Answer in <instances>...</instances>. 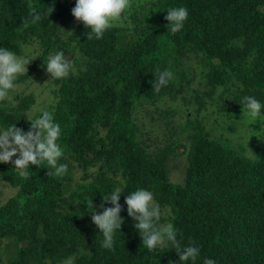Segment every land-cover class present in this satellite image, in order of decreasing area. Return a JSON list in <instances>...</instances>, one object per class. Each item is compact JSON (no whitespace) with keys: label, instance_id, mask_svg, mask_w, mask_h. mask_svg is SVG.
I'll return each mask as SVG.
<instances>
[{"label":"trees","instance_id":"trees-1","mask_svg":"<svg viewBox=\"0 0 264 264\" xmlns=\"http://www.w3.org/2000/svg\"><path fill=\"white\" fill-rule=\"evenodd\" d=\"M75 2L0 0V48L21 56L37 40L43 50L33 67H46L58 51L75 67L53 78L55 99L46 109L61 127L58 164L67 172L48 176L43 162L29 164L24 178L0 163V181L15 189L0 198V264H264V107L254 122L242 115L244 96L264 106V0H131L100 39H88L91 29L71 15ZM29 5L41 19L25 27ZM181 6L188 18L172 33L167 9ZM187 58L197 63L202 89L192 86ZM157 68L173 73L159 93L152 89ZM15 97V106L0 101V130L15 124L27 132L42 112L28 118L34 96ZM161 102L169 106L159 114L184 117L179 130L166 122L163 144L137 118L138 109L146 111L154 132ZM183 155V176L174 182L169 160ZM117 188L123 223L110 250L101 247L89 202L102 214L113 205L101 202ZM137 189L153 194L163 211L157 223L172 224L182 247H199L196 261H179L171 246L143 247L124 202Z\"/></svg>","mask_w":264,"mask_h":264},{"label":"clouds","instance_id":"clouds-1","mask_svg":"<svg viewBox=\"0 0 264 264\" xmlns=\"http://www.w3.org/2000/svg\"><path fill=\"white\" fill-rule=\"evenodd\" d=\"M130 6L131 0H76L71 15L91 29L87 34L88 39L93 37L100 39L104 32L112 27V22L118 20L124 10ZM29 17L30 20L29 18L23 19L22 24L25 27L30 22L35 24L40 21L41 14L29 5ZM187 18L188 10L182 6L167 9L165 16L168 29L172 33L182 30ZM31 60L18 57L13 52L0 48V101L9 98L10 90L16 88L14 81L20 74L27 73V65ZM44 65H46L47 73L54 79L68 77L73 67L71 59H65L62 51L49 55ZM172 76L173 73L170 70L160 71L157 68L152 89L159 93L161 87L166 86ZM242 103L246 110L242 115L254 122L261 115V109L264 106L253 96H244ZM29 122L30 129L27 132L16 127L15 124L0 130V163L11 161L15 169L20 170V176L29 178L30 174L27 171L29 164L36 166L46 162L50 169L47 172L48 176L54 175L58 178L63 176L68 167L66 164H58V160L63 156V149L57 143L61 136L60 125L54 122L52 113L47 110ZM14 156L18 158L13 161ZM121 193V189L117 188L109 196L104 197L100 207H103L105 202L113 206L105 208L102 214H96L92 201L89 202L92 209L91 221L102 234L101 247L105 249H113L115 232L123 223L119 215L122 209L118 203ZM124 202L127 205L128 216L135 222L134 227L139 233L144 248L155 251L157 248L171 246L179 255V261H196L200 253L199 247L191 243L182 247L172 224L159 225L157 223L161 218V210L160 206L154 202L150 191L137 189L128 194ZM63 264H72V260H65ZM203 264H215V261L206 258Z\"/></svg>","mask_w":264,"mask_h":264},{"label":"rangeland","instance_id":"rangeland-1","mask_svg":"<svg viewBox=\"0 0 264 264\" xmlns=\"http://www.w3.org/2000/svg\"><path fill=\"white\" fill-rule=\"evenodd\" d=\"M72 25L67 26H61L62 32H71ZM61 37L64 36L61 34ZM66 39V37H64ZM42 47L40 43L37 40H33L30 44L26 45L24 47V53L21 56L18 57H25L27 59H32L27 65V77L22 80L21 82L15 83L16 88L14 90H10L9 92V98H5L4 100L9 101L10 105L15 106L18 103V99H16V95L19 96H26V95H33L34 96V103L30 107V110L27 112V117L30 118L33 115L37 114L38 112H43L44 110L48 109L49 105H51L54 102V94L52 93V90L55 88V84L53 82V78L50 77V74L47 73L46 67L43 65H37L33 67V63L40 60V56L42 53ZM55 54V53H53ZM52 55V54H50ZM37 56V57H36ZM49 57V56H48ZM75 68V67H73ZM185 70L189 73L188 76L193 77L192 86L197 89H202L199 85L200 80V73L199 68L197 66V63L194 59L187 58L185 60ZM185 94L190 95V92L187 90L184 92ZM207 99V97H205ZM174 104V102L172 103ZM169 104L166 103H159L158 107L155 108V112L153 113L154 118L158 120V122L155 125V131H152V124L150 122V116L146 113V111H142L141 109H138L137 118L139 121V124L143 123V131L149 134L152 138L156 137V132L159 133V139L157 142H160L161 144L164 143L166 138H168L170 133V124H166L167 121H171L172 124L176 127L177 130H179V126L184 123V117L183 112H177L176 114H171L167 117H164L163 115L159 114L161 109L168 108ZM184 108V106H181ZM213 107V106H211ZM180 108V107H177ZM212 110H207V112H211ZM206 113V111H205ZM186 114V113H185ZM195 113H193L194 115ZM213 115H210L208 118H206L205 123L207 124L208 128L211 126L209 125L211 119L213 118ZM247 128L243 127L242 130H245ZM153 132V134H152ZM214 132V131H213ZM251 132L250 129L247 130L246 138L250 140L248 135ZM186 134L183 133L182 136H185ZM255 141V140H250ZM151 149L154 148L153 144H150ZM182 148H178V151H181ZM18 156L12 157V160L14 161ZM170 179L174 182H179L182 179L183 176V170L186 164L185 155L179 157H172L170 160ZM10 163H12L10 161ZM13 164V163H12ZM14 165V164H13ZM81 171H77L75 174V178L77 180L80 179ZM15 193V189L7 186L4 182L0 181V198L2 199V202H5L9 197H11ZM163 213V211L161 210Z\"/></svg>","mask_w":264,"mask_h":264}]
</instances>
